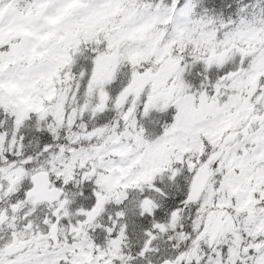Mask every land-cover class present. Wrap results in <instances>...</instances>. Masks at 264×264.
<instances>
[{"label": "snow or ice", "instance_id": "snow-or-ice-1", "mask_svg": "<svg viewBox=\"0 0 264 264\" xmlns=\"http://www.w3.org/2000/svg\"><path fill=\"white\" fill-rule=\"evenodd\" d=\"M0 264H264V0H0Z\"/></svg>", "mask_w": 264, "mask_h": 264}]
</instances>
